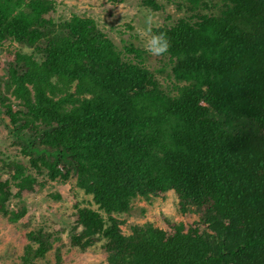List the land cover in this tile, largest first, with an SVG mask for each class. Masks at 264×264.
<instances>
[{"label": "trees", "instance_id": "1", "mask_svg": "<svg viewBox=\"0 0 264 264\" xmlns=\"http://www.w3.org/2000/svg\"><path fill=\"white\" fill-rule=\"evenodd\" d=\"M171 4L179 17L152 29L170 47L151 55L90 17L55 20L53 0H0V52L28 49L6 47L0 79L18 152H0V217L26 240L10 264H66L59 232L24 223L20 202L68 182L95 206L71 215L70 250L100 245L105 264H264V0ZM169 192L190 221L123 232L135 199Z\"/></svg>", "mask_w": 264, "mask_h": 264}, {"label": "rangeland", "instance_id": "2", "mask_svg": "<svg viewBox=\"0 0 264 264\" xmlns=\"http://www.w3.org/2000/svg\"><path fill=\"white\" fill-rule=\"evenodd\" d=\"M57 4V10L51 16L55 19H66L72 14L90 17L94 19L100 28L118 46L131 42L136 46L144 47V41L140 32L148 27L146 21L148 16H152L151 29L167 23V17L175 19L178 16L176 8L172 5L174 0H155L157 4L164 6V11L150 13L143 7L142 0H126L119 5H112L106 0H53ZM125 41V42H124ZM21 49L28 52V49L18 44H5L4 52H0V79L5 76V69L11 64V58L6 47ZM151 66L159 80L166 79L169 70L155 57L151 59ZM0 152L15 157L17 146L12 144L9 127L0 112ZM59 195L60 199L53 196ZM27 208L28 218L23 222L31 220L32 228L40 225L50 230L59 232L62 238L61 251L66 264H105L106 255L100 249V245L88 250L79 252L70 250L67 231L73 224L71 215L76 211V207H91V197L84 194L82 190L73 191L68 182L64 185L60 183H50L45 188H37L31 196H24L20 202ZM124 221L123 232H128V226L153 222L159 227H163L165 220L173 222L190 221L179 212V200L173 192L152 198L150 201L137 198L132 203V209L128 214L120 217ZM25 229L20 225H12L0 217V264H10L18 261V256L22 254L25 245ZM59 246V245H58ZM9 254L10 258L5 257ZM52 257V253L49 254Z\"/></svg>", "mask_w": 264, "mask_h": 264}, {"label": "clouds", "instance_id": "3", "mask_svg": "<svg viewBox=\"0 0 264 264\" xmlns=\"http://www.w3.org/2000/svg\"><path fill=\"white\" fill-rule=\"evenodd\" d=\"M152 22V16H148L146 21L148 27L140 32V36L144 41V47L147 53L161 55L168 51L170 40L164 31L153 32L151 29Z\"/></svg>", "mask_w": 264, "mask_h": 264}]
</instances>
